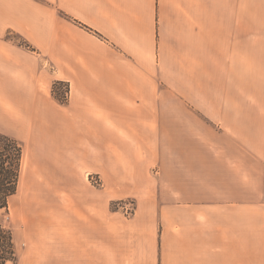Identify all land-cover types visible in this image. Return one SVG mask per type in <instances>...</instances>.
<instances>
[{"label":"crops","instance_id":"obj_1","mask_svg":"<svg viewBox=\"0 0 264 264\" xmlns=\"http://www.w3.org/2000/svg\"><path fill=\"white\" fill-rule=\"evenodd\" d=\"M0 132L58 188L18 264H264V0H0Z\"/></svg>","mask_w":264,"mask_h":264},{"label":"rangeland","instance_id":"obj_2","mask_svg":"<svg viewBox=\"0 0 264 264\" xmlns=\"http://www.w3.org/2000/svg\"><path fill=\"white\" fill-rule=\"evenodd\" d=\"M16 40L19 38L12 34ZM32 163L34 157L30 154ZM21 181L18 191L10 198L9 213L0 210V220L10 225L14 232V238L18 247L30 244L29 234L40 236L41 234L55 232L56 225L59 227L61 213L55 208V192L58 188H49V172L46 169L22 168ZM91 181L100 185L98 175L90 174ZM47 183V184H45ZM53 202V203H52ZM126 205V211L130 214L134 211V201L126 200L119 202L118 206ZM30 234V235H31Z\"/></svg>","mask_w":264,"mask_h":264},{"label":"trees","instance_id":"obj_3","mask_svg":"<svg viewBox=\"0 0 264 264\" xmlns=\"http://www.w3.org/2000/svg\"><path fill=\"white\" fill-rule=\"evenodd\" d=\"M16 35L20 45L32 48L19 34ZM14 38V37H13ZM54 97L62 104L68 102L70 87L65 81H55L52 88ZM23 145L15 138L0 132V210L9 213L10 198L18 191L22 175ZM119 202L113 201L112 208L117 209ZM18 264L16 242L13 229L4 220H0V264L8 262Z\"/></svg>","mask_w":264,"mask_h":264}]
</instances>
